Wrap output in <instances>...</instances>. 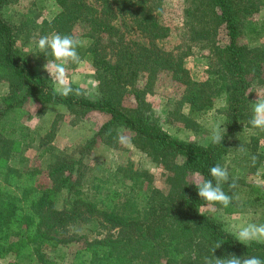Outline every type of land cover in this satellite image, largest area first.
Returning <instances> with one entry per match:
<instances>
[{"label": "trees", "instance_id": "1", "mask_svg": "<svg viewBox=\"0 0 264 264\" xmlns=\"http://www.w3.org/2000/svg\"><path fill=\"white\" fill-rule=\"evenodd\" d=\"M54 1L59 10L50 20L27 15L17 23L4 12L18 0H0V81L8 87L0 103V264H203L217 244V257L264 260V244L241 243L225 231L220 217L201 211L206 204L189 179L194 174L210 179V168L219 163L237 177L236 196L242 191L246 203L264 204V189L226 162L233 152L232 163L255 172L264 158L260 136H235L250 128L249 90L264 80V0H183V19L175 27L164 19L166 0ZM77 29L89 40L78 53L93 67L96 95L60 97L18 41L32 31L75 36ZM172 33L176 41L163 44ZM201 50L207 51V70L194 79L184 59ZM161 73L182 88L167 115L186 129L199 127L197 119L224 99L218 110L224 116L222 143L202 145L163 128L148 100ZM31 100L40 114L61 104L75 119L91 111L108 118L77 151L64 154L49 143L55 120L42 136L26 125L25 104ZM122 130L130 131L131 143L163 171L166 191L130 159L114 169L87 170L83 156L99 143L123 149ZM34 144L38 157L51 158L45 169L23 165L21 152ZM15 158L20 165L10 164ZM214 207L228 215L240 210L238 199L227 208ZM92 219L115 231L93 239L68 235L70 224ZM72 243L78 245L67 259Z\"/></svg>", "mask_w": 264, "mask_h": 264}, {"label": "rangeland", "instance_id": "2", "mask_svg": "<svg viewBox=\"0 0 264 264\" xmlns=\"http://www.w3.org/2000/svg\"><path fill=\"white\" fill-rule=\"evenodd\" d=\"M164 7V19L165 21L175 27L180 24L183 17L181 11L183 8V0H166ZM59 10V7L55 4L54 0H18L15 5L10 6L5 10L7 17L17 21L29 15L40 21L42 18L50 20ZM75 37L78 38L80 44L85 46L89 40L86 36L82 35L83 30L77 29ZM51 34V33H50ZM129 35V34H128ZM37 32L32 31L27 38L19 39L18 43L21 46L22 53L27 57L34 60L35 69L39 72L48 74L43 70V64L47 62V57L40 53L36 47V41L39 39ZM133 38H138L137 34L132 35ZM264 38V36H263ZM177 37L175 33L165 40L163 44L169 45L171 42L176 41ZM226 38L223 32L220 34V41H225ZM261 41V40H260ZM259 41V42H260ZM243 42V39H242ZM35 53V54H32ZM207 51H194V53L184 59V65L189 69L194 79H201L205 76L207 70ZM69 78L75 75L78 78L79 86H82L87 94L91 97L96 95V80L93 67L86 59H81L79 64H70L67 67ZM8 90L7 83L0 81V103L1 98L6 94ZM181 86L177 82L173 81L169 73H161L153 86V93L148 95V100L155 111L156 116L160 120L163 128L174 136L180 139L190 140L202 145H207L212 139L213 130L220 126L221 132L223 131L224 116L218 110L224 105V99L218 98L214 106L207 113L199 117L197 120L200 123L199 127L195 130L186 129L179 122H173L167 115V111L173 108L174 101L181 95ZM251 96L253 101L258 99L257 91H264V80L261 83H253L251 85ZM125 103H131L129 99L125 100ZM27 115L24 116V121L31 131H35L38 135L42 136L48 132L52 126L51 123L55 120L53 137L49 140V143L54 145L56 150L61 153L70 154L78 150V146L85 143V141L92 136L93 132L108 118L107 114L98 111H91L86 116L75 119L72 114L69 113L67 108L61 104L48 105L43 114L38 113V105L34 101H29L25 104ZM122 135L127 137L125 143H121L123 149H114L104 144L99 143L89 153H85L83 156L84 165L89 172H94V168L97 165H101L102 168L114 169L118 165L130 159L134 167L137 169H146L153 174L154 184L159 188L166 191L167 184L165 182V176L163 171L153 164L150 159L139 149H137L130 141L132 133L130 131H120ZM260 136L259 151L263 153L264 157V131L253 128H245L238 132L236 140H248L250 135ZM240 138V139H238ZM239 150V147H236ZM39 146L34 144L30 148L23 150L21 154L26 157L23 165L39 166L45 169L50 161V156L45 154L42 157H38ZM237 152V151H236ZM233 152L228 156L227 163L232 164L235 167L237 175L249 182H254L257 178L264 179V158L262 163L257 166L255 172H249L246 164L238 165L236 162H231ZM15 158L10 161V164L20 165ZM230 160V161H229ZM259 173V177H258ZM199 176L197 174L191 175L190 180L193 177ZM200 177V176H199ZM238 202L240 204V210L234 214H222L221 210L212 206L210 209L208 206H201V211L205 212L211 217H220L224 223L225 228L229 224H247L254 222L257 224L264 223V204L253 205L245 202L243 192H238ZM68 235L74 234L76 236L82 235L87 239H93L103 236L105 234L114 232V229L102 227L98 220L92 219L86 222L78 221L72 223L67 228ZM78 243H72L67 251L66 258L71 257V252L76 248ZM23 264H38L36 262L23 261Z\"/></svg>", "mask_w": 264, "mask_h": 264}, {"label": "clouds", "instance_id": "3", "mask_svg": "<svg viewBox=\"0 0 264 264\" xmlns=\"http://www.w3.org/2000/svg\"><path fill=\"white\" fill-rule=\"evenodd\" d=\"M35 43L39 52L47 57V62L42 67L48 73L53 94L60 97H68L73 94L76 96L87 95V91L82 86L73 87V85L79 84L78 78L73 75L70 79L67 70L68 65L81 62L78 53L81 44L78 38L69 34L62 35L53 32L40 36ZM257 93L259 98L251 106V117L248 120V125L253 129L264 131V91H257ZM108 134H111L110 131ZM223 138L224 135L220 126H217L211 136L212 142L220 144ZM126 140V136L118 134L120 143H125ZM252 160L255 163L256 157L253 156ZM210 176V179L195 176L190 183L195 185L199 197L210 209L217 204L227 208L234 199H238L234 192L237 187V177L231 175L228 168L219 163L210 168ZM230 180L231 182H229ZM254 184L257 188L264 189V179L257 178ZM225 185H227L228 192L224 190ZM225 231L247 246L252 242L264 244V223L229 224ZM220 246L217 244L212 248V254L203 258V264H264V260L256 256L241 258L233 254L223 258L217 257L215 250Z\"/></svg>", "mask_w": 264, "mask_h": 264}]
</instances>
